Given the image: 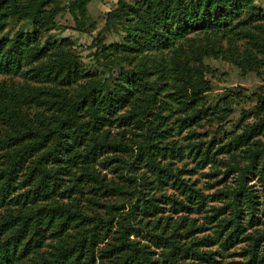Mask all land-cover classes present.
Masks as SVG:
<instances>
[{"label":"trees","instance_id":"1","mask_svg":"<svg viewBox=\"0 0 264 264\" xmlns=\"http://www.w3.org/2000/svg\"><path fill=\"white\" fill-rule=\"evenodd\" d=\"M89 1L0 0V264H264V91L225 133L240 96L210 105L203 62L264 76V7L116 0L119 40L92 54L107 81L49 39L63 10L94 27Z\"/></svg>","mask_w":264,"mask_h":264},{"label":"rangeland","instance_id":"2","mask_svg":"<svg viewBox=\"0 0 264 264\" xmlns=\"http://www.w3.org/2000/svg\"><path fill=\"white\" fill-rule=\"evenodd\" d=\"M116 0H90L87 5V18L89 22L94 23V27L86 28V31H77L74 28V23L71 15L63 10L59 12L54 18V24L49 30L50 40L66 39V47L78 56L79 62L83 66L93 71L98 77L106 78L107 81H112V78L116 74V68L112 67L110 72L104 70L93 57V51L95 49L94 38L96 34L99 36V42L108 44L112 41L119 40L120 32L117 27L113 25L104 26L103 18L106 11L115 6ZM132 1V0H126ZM66 0H64V3ZM258 7H264V0H254ZM20 23L10 20L5 27L3 35L10 36L12 32L17 29ZM26 27V25H24ZM210 69H213V75L211 72L204 73V78L209 82L210 89L206 92V99L208 103H214L223 93H230L232 95L239 94V103L233 106L231 114L229 115L226 123L224 124L222 131L225 133L238 132L243 125L252 123L255 121L253 114L255 108V98L250 95L252 91L262 92L264 88L261 86L264 83V76H256L254 73L240 74L237 67L224 62L222 60H213L211 58H205L203 60ZM19 79V77H15ZM199 133V137L204 140H208L211 137V127L203 126L196 130ZM181 133L180 135H182ZM264 141V138H263ZM186 167L190 166L188 159H185ZM181 163L178 162L177 165ZM206 168L197 170L194 177L198 180V186L202 188L205 193H209L211 189L204 188V181L208 180L204 173ZM165 212L167 211L164 208ZM220 263L224 264L228 259L219 258Z\"/></svg>","mask_w":264,"mask_h":264}]
</instances>
